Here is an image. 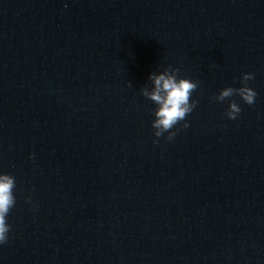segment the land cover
Returning a JSON list of instances; mask_svg holds the SVG:
<instances>
[{"label":"clouds","instance_id":"obj_1","mask_svg":"<svg viewBox=\"0 0 264 264\" xmlns=\"http://www.w3.org/2000/svg\"><path fill=\"white\" fill-rule=\"evenodd\" d=\"M252 79L254 74L244 73L240 80L241 87H225L212 99L223 102L233 96H239L244 103L253 105L257 93L248 86V81ZM149 80L152 82V87L143 86L140 91L147 100L156 105L153 112L155 118L152 121L154 135L159 138L164 136V133H168L166 139L171 141L176 136V132L172 129L181 121H185L184 128L189 127L187 116L197 104V101L192 100V93L197 90L198 82L181 77L180 70L171 65L159 73H151ZM241 111L239 104L235 100H230L225 115L230 120H236ZM158 142V140L154 141V143ZM15 188V177L8 173H0V245L8 241L11 225L7 222V217L16 203Z\"/></svg>","mask_w":264,"mask_h":264}]
</instances>
